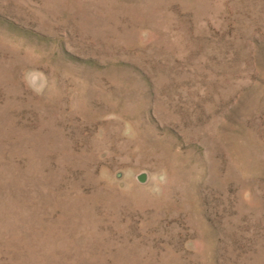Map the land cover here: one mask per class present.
I'll use <instances>...</instances> for the list:
<instances>
[{
	"label": "rangeland",
	"instance_id": "rangeland-1",
	"mask_svg": "<svg viewBox=\"0 0 264 264\" xmlns=\"http://www.w3.org/2000/svg\"><path fill=\"white\" fill-rule=\"evenodd\" d=\"M0 264H264V0H0Z\"/></svg>",
	"mask_w": 264,
	"mask_h": 264
}]
</instances>
